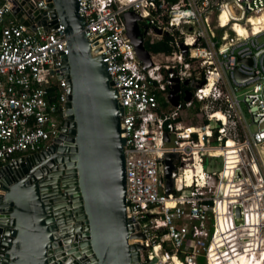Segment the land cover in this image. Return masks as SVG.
<instances>
[{"label": "built area", "instance_id": "1", "mask_svg": "<svg viewBox=\"0 0 264 264\" xmlns=\"http://www.w3.org/2000/svg\"><path fill=\"white\" fill-rule=\"evenodd\" d=\"M76 2L122 108L124 212L138 264H264V30L248 26L264 0ZM39 20L51 22L46 0H0V168L46 149L66 121L63 26ZM136 31L142 44L165 38L170 52H148L143 68Z\"/></svg>", "mask_w": 264, "mask_h": 264}, {"label": "water", "instance_id": "2", "mask_svg": "<svg viewBox=\"0 0 264 264\" xmlns=\"http://www.w3.org/2000/svg\"><path fill=\"white\" fill-rule=\"evenodd\" d=\"M46 2L51 22L36 23L51 27L58 20L68 51L66 121L46 149L0 168V264H138L142 248L128 244L124 212L122 108L104 64L90 55L76 0ZM129 38L149 67L140 34ZM178 90L176 84L172 92ZM171 160L163 162L166 193Z\"/></svg>", "mask_w": 264, "mask_h": 264}, {"label": "rangeland", "instance_id": "3", "mask_svg": "<svg viewBox=\"0 0 264 264\" xmlns=\"http://www.w3.org/2000/svg\"><path fill=\"white\" fill-rule=\"evenodd\" d=\"M248 26L251 27V30H253V33L255 31H261V30H264V15H258V16H253L251 18H249L248 20ZM233 31L237 34H242L243 33V30L241 27H233ZM264 42V32L263 34L258 38V43L259 44H262ZM243 89H240L238 92H237V100L239 101V106H240V111L243 113V115L245 116L246 118V121L247 123L250 125V129L251 131H253L254 127L253 125H251L250 123V120L247 118L246 116V111H245V106L244 104L242 103V93H243ZM194 119L198 120L197 118L194 117Z\"/></svg>", "mask_w": 264, "mask_h": 264}, {"label": "trees", "instance_id": "4", "mask_svg": "<svg viewBox=\"0 0 264 264\" xmlns=\"http://www.w3.org/2000/svg\"><path fill=\"white\" fill-rule=\"evenodd\" d=\"M144 49L149 53H169L170 49L167 46V40L165 38L161 39L158 42L154 43H143ZM52 94L55 93V88H51Z\"/></svg>", "mask_w": 264, "mask_h": 264}, {"label": "bare ground", "instance_id": "5", "mask_svg": "<svg viewBox=\"0 0 264 264\" xmlns=\"http://www.w3.org/2000/svg\"><path fill=\"white\" fill-rule=\"evenodd\" d=\"M258 15H264V11L261 13V14H257L256 16H258ZM249 25V24H248ZM235 27V26H234ZM236 27H238L237 25H236ZM240 27V26H239ZM242 28V27H241ZM262 31V30H261ZM261 31H255L254 32V34H257L258 32H261ZM196 170H197V168H196ZM191 173H193V171H191ZM188 176V175H187Z\"/></svg>", "mask_w": 264, "mask_h": 264}, {"label": "crops", "instance_id": "6", "mask_svg": "<svg viewBox=\"0 0 264 264\" xmlns=\"http://www.w3.org/2000/svg\"><path fill=\"white\" fill-rule=\"evenodd\" d=\"M184 85H185V84H184ZM182 88L184 89V86H183ZM182 88H181V89H182ZM184 96H185V95H184ZM184 96H183V100H184ZM177 97H178V96H177Z\"/></svg>", "mask_w": 264, "mask_h": 264}]
</instances>
